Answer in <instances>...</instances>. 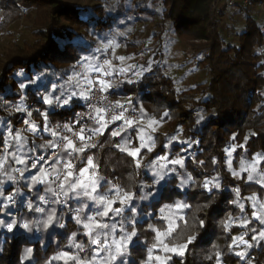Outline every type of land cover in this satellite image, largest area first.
Returning <instances> with one entry per match:
<instances>
[{
    "label": "trees",
    "instance_id": "obj_1",
    "mask_svg": "<svg viewBox=\"0 0 264 264\" xmlns=\"http://www.w3.org/2000/svg\"><path fill=\"white\" fill-rule=\"evenodd\" d=\"M214 2L0 0V33L10 31L13 36L24 16V28L17 41L10 47L0 46V156L6 155L4 140L8 137V129L12 130L13 136L17 131L21 133L23 141H27L25 153L34 159L51 151L50 139L57 143L63 138L59 135L52 138L50 131H43L45 120L40 113H47L49 129L74 123L84 99L73 97L69 105L59 106L56 98L62 100L71 91L80 90L77 81H70L69 78L76 75L82 81L79 66L82 61L87 62L85 57L100 62L104 45L115 42L110 36L112 30L124 29L132 36L133 43L123 42L126 51L135 49V42L141 40L142 44L153 45V52L161 57L169 42L174 40L198 44L199 50L208 52L203 57H193L185 68L187 75L198 78L191 87L180 85V77L170 75L159 64L146 69L148 57L144 59L140 72L125 76L115 73L112 78V87L108 90L115 97L124 98L132 110L144 119V123L139 124L134 132L125 131L115 138L107 132L102 135L98 148L80 154L84 158L92 155L99 176L103 177L98 194L108 192L113 186L135 194L120 215L110 213L102 220L109 225L103 232H110L111 226L116 225L113 235L117 239L123 235L121 227L128 232L135 228L137 232L128 245L127 256L119 257L111 264H120L121 260H127L128 264H144L145 261L147 264H159L154 259H147L149 247L156 243V232L152 228L167 233L169 227L174 230L162 237L164 243L169 246L187 244V247L182 256L155 249L154 256L170 257L166 259V264H216L217 251L221 253V264H264V239L259 238L264 224L253 217L256 208L253 201L247 199L254 193L258 198L264 197V187L257 183L260 174H264V159L259 161L253 181H248V171L241 172L239 178L232 175L225 151L235 145L232 168L238 172L241 171V160H253L257 154L264 158L263 23L253 13L258 3L248 7L236 5L215 13L212 9ZM236 16L244 24L241 29L235 28L231 20ZM21 84L25 85L23 89ZM185 88L190 93L182 97ZM44 96H50L53 104L44 103ZM21 105L32 112L31 117L25 111L15 110ZM165 112L168 113L167 118L163 115ZM201 115L204 120H199ZM150 118L161 121L167 130L149 129L147 121ZM25 120L34 121L32 124L37 126L35 133L30 125L24 123ZM141 127L146 130L145 136L153 137L156 146L152 152L146 148L141 151L138 158L141 166L138 168L137 159L121 152L115 145L125 138H132L131 147H138L137 129ZM173 136L178 139L165 148L164 145ZM180 141H188V144ZM9 143L12 147L8 153H11L15 151V141ZM159 155H166L169 160L175 156L183 157L185 164L184 167L168 164L164 171L169 174L157 183L152 165ZM64 157L65 154L62 155ZM16 167L23 166L16 164L8 154L4 169L11 172ZM172 168L176 171L170 172ZM37 171H26L23 178L15 183L8 181L6 176H0V180L5 181V196L15 193L14 200L17 202L16 205H9L0 197V219L6 223L12 219L18 222L13 232L0 228V264H66L64 260L51 259L60 251L92 260L100 246L90 243L71 212L87 204L85 212L81 213L86 219L102 211V207L83 197L77 200L72 194L73 199H68L65 210L48 207L44 214L36 213L39 196H51L47 186L37 184L29 190L27 185ZM189 174L192 180H188ZM213 178L218 179L221 187L209 192L202 185L205 180ZM182 180H188L183 187ZM234 188L240 189L239 198ZM145 196L147 199H141ZM177 201L190 207L177 209ZM233 201L244 203V211L241 212L238 203ZM5 203L7 208L3 207ZM28 203L33 204L32 210L28 209ZM165 205L171 207L165 208ZM114 207L121 205L117 202ZM54 208L57 210L56 223L63 222L65 227L60 228L54 223L45 229L37 222L46 219ZM162 208L165 209L163 212ZM229 217L232 223L226 230L222 222L229 221ZM97 219L101 220L100 217ZM243 219L250 221L247 227L240 226ZM201 220L203 226L200 225ZM24 222L31 224V231L19 227ZM73 232L77 233L74 243L84 244L85 251L69 247ZM244 233V239L253 246L247 248L245 259L241 260L235 252L244 251L246 246L230 245L233 237ZM253 235L257 236V241L252 240ZM190 236L195 238L188 243ZM111 239L109 236V242ZM27 248H32L33 252L25 259ZM67 264L76 262L68 261ZM95 264H109L105 252L100 253Z\"/></svg>",
    "mask_w": 264,
    "mask_h": 264
},
{
    "label": "snow or ice",
    "instance_id": "obj_2",
    "mask_svg": "<svg viewBox=\"0 0 264 264\" xmlns=\"http://www.w3.org/2000/svg\"><path fill=\"white\" fill-rule=\"evenodd\" d=\"M115 44V42L110 41L109 43L105 44L104 47L110 48ZM118 47V45H115ZM125 57H119L120 61H123ZM85 63L83 65L84 73H83V79L82 81L76 76L73 75L70 77V81H77L78 85H80L79 91H71L70 94H68L65 98L62 100L60 97L56 98V103L59 106H65L69 105L70 101L73 99V97L79 96V98L84 100H89L90 92L93 90V87L98 84L100 87V91L102 93H106L108 89L112 87V83L105 80V79H96L93 80L90 78V73H96L98 77L101 76H108L111 75V72H105V65L99 64L95 59L85 57ZM105 64L109 65L111 64L110 61H106ZM121 72L125 71V69H121ZM139 75V74H138ZM129 83H132V80H128ZM87 85V89L85 90L84 85ZM25 87L24 84H21V88L23 89ZM61 96H64V93H61ZM107 98V96H105ZM44 103L46 104H53V99L50 98V96H44L43 98ZM115 108L120 109L121 111L118 114H113L111 121H109L106 117V113L109 111L108 108L102 107V106H95L94 111L96 113V127L85 129V127H80L79 132L75 131L74 125L65 123L63 124L64 130L67 132L77 136L80 143L83 145L82 147H77L76 143L69 139L68 136L63 137V139L66 141L64 149L65 151L71 156L76 153L83 154L86 152L87 149L96 147L95 144H90V141L98 136L103 135L104 132L108 129L109 124H114L117 121H123V123L117 127L116 129L112 130L110 132L111 137L115 138L117 136H120L121 133L125 132L127 128L132 127L135 124H143L144 119L141 118L139 121L136 120H129L125 116V106L120 101H116L115 105L113 106ZM17 111H26V109L21 105L17 106L15 109ZM141 112L143 113V110L141 109ZM41 116L44 117L45 124L43 127L44 132H51V137L54 138L58 135L56 130L49 129L48 123H47V113H40ZM164 117H168V113L165 112ZM27 116L31 117L32 112L28 111ZM200 121H197L199 123ZM24 123L26 125H29V120H25ZM79 123V121H77ZM161 123V121H157L155 119H148L147 121V127L151 129L152 131H155V126L157 124ZM57 128L60 127V125L56 126ZM31 130L35 133L37 126L35 124L30 125ZM87 131V135L85 132ZM145 128L141 127L137 129V136L140 141L139 147L132 148L131 143L132 141L128 138H125L121 143L116 144L115 146L121 151L126 152L127 155L137 158L136 164L139 168L141 166V162L138 159L139 154L143 149H147L148 152H152L155 148V141L153 140V137L151 135L145 136ZM177 136H173L169 138L168 143L164 145L165 148H169L172 141L177 140ZM234 139V137H233ZM15 141V151L8 153V149L12 147V145L9 143L10 141ZM181 143L188 144V141H180ZM25 144H27V141H23V138L21 136V133L17 131L15 135L13 136L12 130L8 129V137L4 140V148L7 149L5 151L6 155L0 156V176H6L8 181H11L15 183L18 179L16 175H13L12 173H18L19 177L22 178L26 171L30 169H37V174L32 175L30 183L27 185L29 190L31 191L32 188L37 184H45L47 185V191L51 193L53 197V201L57 205H65L67 206L68 199H73V195L75 194V199L79 200L81 197L87 198V200L92 201L95 205L102 206V211H97L95 215H89L86 219H83L81 216V213L85 212L86 208L88 207L87 204H84L83 207L77 208L74 210L73 219L75 222L82 226L84 229V235L89 237L90 243L94 245H98L99 251L95 253L92 260H84L81 259L78 255L70 254L67 251H60L56 255H54L51 259L52 260H64L67 264L68 261H75L76 264H95L97 261V258L100 257L101 252L106 253V259L109 261V264L111 262L117 261L119 257H125L128 254V245L133 241V238L137 236V232L135 228L131 232L125 231L123 227H121V232L123 235L120 236L119 239H117L113 233L116 231V225L111 226L110 232H103V230L108 229L109 225L107 223H103L102 220L105 217H108L109 214L114 215H120L123 210L124 206H127L129 201H131L134 198V193L128 192V191H122L119 187L113 186V188H109L108 192L104 194H98V188L100 181L103 180V177L99 176L96 171V165L94 163V159L91 155L87 156V165L80 167L77 171L76 165L73 164L72 160L69 159L67 161L61 159H57L56 161H49L48 167H42L39 166L41 162L46 161V157L41 155L37 158H31L25 153ZM59 147L58 144L53 143L52 139H50V149L52 152H54ZM30 151V150H29ZM226 154L228 156L227 160V166L230 172H232V175L235 177H240L241 172L248 171L247 180L253 181L254 176L253 173L257 172L256 164L259 163V161L262 158L259 154H257L256 157H254L252 163H247L244 160L240 161V168L241 171H233L232 168V156L233 152L235 151V145H233L231 150L226 149ZM10 154L12 156V159L15 161L16 164L22 165L23 167H16L12 168L11 172L6 171L4 169V164L7 160V155ZM29 160H31V163L29 164ZM159 161H164L166 163H159L157 166V163ZM201 165H203V161L200 162ZM213 163H216L215 160H213ZM63 164V170L60 169L59 165ZM168 164H171L173 166H180L184 167L185 161L183 157L177 156L176 158H173L169 160L168 156L166 155H159L156 160L153 162V169H154V176L157 177V183L160 181H163L165 179V176L169 174V172H165L164 169L168 167ZM39 166V167H38ZM91 170V171H90ZM170 172H175L176 169L172 168L169 170ZM188 180H192L191 175L189 174ZM188 180H182L181 181V187L186 185L188 183ZM215 181V182H214ZM5 181L0 180V197H3L6 201L10 203H15L14 196L15 193L9 194L5 196V190L4 185ZM257 183H260L262 187H264V174H260V179L257 180ZM203 188H205L207 191L211 192L213 188L219 189L221 187V184L218 182L217 178H213V180H205V182L202 185ZM19 191V189H17ZM115 192V195H109L111 192ZM233 191L236 193V196L240 197V189L234 188ZM141 199H147V197H141ZM247 199H251L253 201V207L256 208L257 204H259L258 210L253 213V217L260 221L261 224H264V203H260L258 201V198L256 194L254 193L252 197H249ZM39 200L41 204H49V199H46L44 195L39 196ZM117 202L121 205V207H114ZM234 203H238V201H233ZM238 206L241 210V212L244 211L245 205L244 203H238ZM4 208L8 207V204L5 203L3 205ZM29 210L33 209V204L28 203L27 205ZM170 205H165V208H170ZM175 207L177 209L184 208V207H190L189 205L182 204L181 202L177 201L175 204ZM203 207H208V205H204ZM165 209H161V212H163ZM133 213H135V209H132ZM36 213L44 214L45 208L44 207H35ZM97 217H100L101 220H98ZM61 221L63 220V217L60 218ZM57 220V210L56 208L52 209L51 213L47 216L46 219L40 220L37 223L43 224V227L45 229L53 226L55 223L58 227L64 228L65 224L63 222L56 223ZM250 221L247 219L240 220V226L241 227H247L248 223ZM17 220L12 219L11 222H5V220L0 219V228H6L8 232H13L14 228L17 226ZM129 223H133V221H129ZM224 223V226L226 230L229 228V225L232 223L231 217H229V221L222 222ZM200 225L203 226V220L200 221ZM19 227L31 231V224L29 222H24L19 224ZM152 228V226H149ZM101 231H96V230ZM174 230L173 227H169L167 230V233L161 232L158 229L152 228V231L156 232V243L153 244L148 249V261L156 260L159 262V264H166V259H170V257L165 258L160 255H153L154 250L157 248V246H162L161 250L165 253H176L179 255H184V249L187 247V244L184 245H173L169 246V244L164 243V240L162 237L171 234V232ZM95 232V235L93 233ZM103 234L104 240L101 241V235ZM77 233L73 232L71 235V239L69 241V247H75L79 249L80 252L85 251V246L82 243H74L76 240ZM244 233L241 236L233 237V243L230 245V247L233 246H239V245H245L246 248L244 251H236L235 255L239 256L241 260L245 259L247 248H251L253 245L244 239ZM109 236L112 237L111 241L109 242ZM195 237L190 236L188 238V243H190ZM259 238L264 239V230L259 232ZM257 236L253 235L252 240L257 241ZM215 247V246H214ZM33 249L27 248L25 250V259L29 258L32 255ZM216 255V264H221L220 256L221 253L217 251L215 253ZM50 264V262H49ZM120 264H128L127 260H121ZM144 264H147V261L144 262Z\"/></svg>",
    "mask_w": 264,
    "mask_h": 264
},
{
    "label": "built area",
    "instance_id": "obj_3",
    "mask_svg": "<svg viewBox=\"0 0 264 264\" xmlns=\"http://www.w3.org/2000/svg\"><path fill=\"white\" fill-rule=\"evenodd\" d=\"M254 3H258L260 6V9H263L264 0H215L214 4L212 6V9L215 13H219L220 11H222L226 8H231V7H234L236 5H239L241 7H248V6L253 5ZM261 31L264 35V22L262 24ZM110 36H111L112 40H114V41L131 40V36L124 29L112 30L110 33ZM118 54H119V52H118V50H116L114 48V46L107 48V49L105 48L104 56L100 62V64L105 65V69H104L105 72H109L108 67L118 64V62H119ZM106 61L111 62L110 66L105 64ZM90 78H92L93 80H96L98 78L99 79H105V80L112 83V75L98 77L96 73H91ZM87 87L88 86L85 85V90L87 89ZM99 87L100 86L98 84H96L93 87V90L90 92L91 98L89 100H84L82 102V107L76 113L75 118H74V123L72 124V125H74L76 132H79V128L82 126L85 127L86 130L89 128L96 127V113L94 111L95 106H102V107L108 108L109 111L105 115H106L107 119L109 121H111L113 114H118L121 111L120 109L113 107L115 105L116 101H120L122 104H124L125 109H126L125 116L127 119L136 120V121H139L141 119L140 115L136 111L132 110L131 106L129 105V103L124 98L115 97L109 90H107L106 93H102L100 91ZM105 96H107V98ZM28 111H29L28 108H26L25 112L27 113ZM77 121H79V123H77ZM33 122H34L33 120H29V124H32ZM122 123H123V121H117L114 124H109L108 129L104 132V134L107 132H109V134H110V132L112 130L119 127ZM138 125L139 124H135L132 127L127 128L126 132H129V133L134 132ZM56 126L54 127V129L56 130V132L58 133L59 136H63V137L68 136L69 139L73 140L76 143L77 147L83 146L80 143V141L78 140L77 136H75V135L67 132L66 130H64L63 125H60V127H58V128ZM85 134L87 135V131L85 132ZM101 137H102V135H98V136L94 137L90 141V144H95L96 147L89 148L86 150V152L92 151V150L98 148L100 145ZM131 141H132V138H131ZM65 143H66V141L63 138L60 141H58L56 144H58L59 147L54 152H52V150H51L48 153L44 154L43 156L46 157V161L41 162V164L39 166L47 168L49 166L48 165L49 161L54 162L57 159H61L62 155L65 152V149H64ZM86 158L80 157V154L76 153V154L71 155V156L68 154V156H65L62 159L65 161L71 159L73 164H75L76 168H77V167H79L78 165H80V164H82L84 166L87 165ZM94 163H95V161H94ZM59 167L61 170H63L64 166H63V164H61V165H59ZM34 171H37V169H30L29 168V170H28V172H30V173L34 172ZM96 171H97V167H96ZM97 173H98V171H97ZM98 175H99V173H98ZM16 176L18 177V179H17L18 181L23 178V177L20 178L18 173H16ZM38 185L40 187L47 186L45 184H38ZM42 195H44L46 197V199H49L50 203L47 205L41 204L40 200L38 199L37 207H44L45 209L48 207H58L62 210H65L67 208V206H65V205L55 204L53 201L52 195L51 196H48L45 194H42ZM109 195H115V192L113 191V192L109 193ZM16 203H17L16 201H15V203L8 202L9 205H16ZM71 213L74 215V211Z\"/></svg>",
    "mask_w": 264,
    "mask_h": 264
},
{
    "label": "rangeland",
    "instance_id": "obj_4",
    "mask_svg": "<svg viewBox=\"0 0 264 264\" xmlns=\"http://www.w3.org/2000/svg\"><path fill=\"white\" fill-rule=\"evenodd\" d=\"M254 8L255 9H254L253 13L263 23L264 22V7H263V9H260L259 6L255 5ZM23 17L20 20L19 26H18L17 30L14 32L13 36L11 35L10 31H5L3 33H0V46L3 45V46L10 47L11 43H14V41H17L19 33H21L23 31V28H24L23 27V25H24ZM231 20L233 22V25L237 29H241L244 26L242 19L238 16H236L235 18H233ZM231 36L232 37L230 39L233 40L234 39L233 35H231ZM126 41L133 43L134 39L131 36V40H126ZM126 41L125 40L124 41H115V44L113 45L114 48L116 50H118V52H119L118 59H119V57H125V59L123 61L119 60L117 65L108 67V71L112 73L111 74L112 78L114 77L115 73H117L118 76H123V75L125 76L128 74H134V73L136 74V73L140 72L143 68L142 64H144L143 63L144 59L146 57H148L147 59H148L149 63L146 65V67H145L146 69L150 70L152 65L159 64L160 66L164 67L165 71L170 73V75H177L178 77H180V82H179L180 85H187L188 87H191L193 81L197 80L198 78H196V76L187 75L185 72V70H186L185 68H186L188 62H190L193 57L200 58V57L205 56L208 53L206 50H199L198 44H186L183 41H174L173 40V41L169 42L168 47L166 48V50L163 52V54L160 57V55L158 53L153 52V49H152L153 45L151 46L149 43L148 44H142V43H140L141 40H139V42L138 41L135 42L137 44L135 49L126 51L125 47L123 46L124 45L123 42H126ZM115 45H118V47H116ZM103 56H104V53L100 59V62H101ZM100 62H99V64H100ZM85 63H87V62L82 61L80 63V66H79V73L81 76H83V73L85 71L83 68V65ZM121 69H125V71L121 72L120 71ZM188 93H190V91L187 88H185V89H183V92L181 95H182V97H185L186 94H188ZM29 125H31V124H29ZM158 130L159 131H166L167 127L165 125L159 123L155 126V131H158ZM232 147L233 146H231L229 149L231 150ZM64 154H65V156H68V153L66 151L64 152ZM233 154H234V152H233ZM175 157H177V156H175ZM138 158H139V156H138ZM232 159H234V156H232ZM246 162L252 163L253 160L246 161ZM159 163H161V162L159 161L157 163V165ZM258 164L259 163L256 164V168H257ZM78 166L79 167H77V171L80 167H83L84 165L80 164ZM258 201L260 203H264V197L258 198ZM97 206H99V205H97ZM258 207H259V204H257L256 211L258 210ZM174 216H176V215H174ZM161 247L162 246H157L156 250L161 249Z\"/></svg>",
    "mask_w": 264,
    "mask_h": 264
},
{
    "label": "clouds",
    "instance_id": "obj_5",
    "mask_svg": "<svg viewBox=\"0 0 264 264\" xmlns=\"http://www.w3.org/2000/svg\"><path fill=\"white\" fill-rule=\"evenodd\" d=\"M21 72H22V70H21ZM204 119H205V117L203 115H201L199 118V120H204Z\"/></svg>",
    "mask_w": 264,
    "mask_h": 264
},
{
    "label": "crops",
    "instance_id": "obj_6",
    "mask_svg": "<svg viewBox=\"0 0 264 264\" xmlns=\"http://www.w3.org/2000/svg\"><path fill=\"white\" fill-rule=\"evenodd\" d=\"M259 8H260V6H259Z\"/></svg>",
    "mask_w": 264,
    "mask_h": 264
}]
</instances>
